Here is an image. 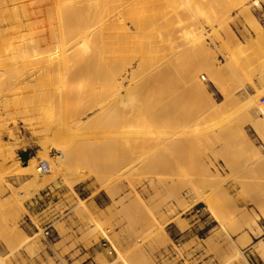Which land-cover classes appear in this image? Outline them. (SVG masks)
<instances>
[{
	"label": "rangeland",
	"instance_id": "374dc122",
	"mask_svg": "<svg viewBox=\"0 0 264 264\" xmlns=\"http://www.w3.org/2000/svg\"><path fill=\"white\" fill-rule=\"evenodd\" d=\"M90 1L89 6L81 9L83 15L88 18V23L101 26L103 14L97 15L100 11L98 8L100 0ZM116 1L119 3L123 0ZM185 1H189V13H186L187 8L182 12L178 8L174 17L175 26L182 30L180 26L184 27L187 24H184L186 19L184 17L186 14L188 16L192 14L191 17L189 16L192 19L186 16L188 18L186 21L188 24L194 23L197 30L202 29L214 61L211 60L208 66L211 72L202 69L197 72L199 77L196 76L207 87L211 99H207L201 91L193 90L196 94L191 93L192 89L188 88L189 83L182 74L185 73L183 71L186 66V64L183 66V63L187 58L190 60L195 55L198 57V54L190 57L192 52L187 45L183 46L187 50L184 48L179 53L181 56L177 57L178 70L172 69L173 71H168L167 74L164 72L167 68H161L160 71L163 69L161 75L166 73L168 76L164 74L161 80L162 76H159L160 81L158 80L154 87L150 85L148 75L144 71L138 72L140 75L143 74L141 76L136 73L139 76L136 75V80H141L142 83L134 81L131 87L137 82L141 87L144 83L150 85L152 87L149 86L150 91L154 89L152 91L155 93L151 91L150 95L148 91L147 103L151 102L152 95L160 97H152L155 102L152 99L153 104L148 103L155 111L150 105L142 108L138 103L127 106L117 103L130 84L129 78L133 69L129 65L128 69L122 70L129 77L124 80L122 89L119 88L121 92L117 89L111 90L113 86L106 85V80L105 83L96 82L97 86L85 90L92 99L95 96L98 101L101 100V103L96 101L100 109L95 106L93 111L86 114L91 116L93 112L100 110L94 123L103 124L99 123L102 126L96 135L88 134L74 139H71L72 137L69 139L65 137L66 135L46 137L35 135L27 126V120H23L27 116L22 118L26 113L18 112L20 95L15 94L0 108V119H2L0 142L5 144L6 155L11 148L15 152L13 158L7 159V164L5 163L7 166L3 164V170L0 168L2 170L0 172V262L2 263L0 264H264V252L258 250L256 245L253 246L260 239L264 242V166L254 169L248 167L255 158L252 152L248 151L246 143L240 142L243 140L239 133L232 130L236 126L240 127L243 122L246 135L264 152V143L251 126L264 114V103H261L264 97V83L262 84L264 67L261 68L264 66L262 61L264 60V41H262L264 40V7L257 6L254 0L247 2L263 29L260 37L248 22V17L240 13V9L234 3L229 4L226 0H212L211 2L215 3L213 5L208 0V4L205 2L203 4L201 0H192L193 3L191 0H173L172 3L182 5ZM195 1L197 3H194ZM74 5L75 2L72 0H63L58 6L61 9H69ZM222 5H226V9ZM170 9L171 7L168 8ZM219 10L222 13L226 12L227 22L238 38L239 48L234 50L237 53L223 49L227 40V30L224 31L225 23L222 25L220 21L217 22L219 18L217 15H223ZM215 11L219 13L216 15ZM138 12L140 17L148 18L158 14L155 9L143 4L139 5ZM198 12L203 17L197 15L196 18L195 14ZM183 13L185 16L182 17ZM210 13L213 18L218 17L216 22L210 17ZM45 22L46 25L56 23L50 18H46ZM126 24L132 28L133 23ZM200 24L204 28H201ZM165 27V22L157 25L153 29L155 35L141 37L134 43H127L125 47H130L132 44L134 48H141L151 42L153 37L161 38ZM179 35L168 39L166 45L184 41L189 36L187 34L185 38L182 32L183 38ZM118 42L114 43L115 47L121 46ZM255 44L257 51H253ZM245 48L250 51H244ZM250 53L258 56L251 57ZM52 58L53 62L58 63L63 59V54L56 50L52 53ZM258 60L262 63L255 64ZM235 62L238 65H235ZM225 65L228 66L227 70L224 69ZM71 70L61 69L58 73L67 75ZM228 70L239 72L234 75ZM208 75L211 77L209 78ZM177 77L185 79L177 80ZM194 78L190 81L193 86ZM211 78L217 82V86H220L215 87ZM258 79L261 82H258ZM162 82L165 83L164 86ZM184 85L187 87L185 88ZM97 89L100 91L95 93ZM136 89L133 88L134 91ZM141 89L136 93L140 92L141 95L144 91V89L140 91ZM102 90L104 93L101 92ZM188 92L191 94L188 95ZM228 93L232 94L231 97ZM105 95H108L106 97L108 101ZM103 99L106 102L102 103ZM77 100L80 101L76 98L70 104L79 106L77 104L80 102ZM156 102L158 104H155ZM207 105L209 108H206ZM207 109H210V112ZM153 118L156 121H153ZM59 122L60 119L57 118L56 124ZM76 124L77 122L70 127ZM128 124H130L129 128H126ZM125 129H128L126 131L130 132L129 135L124 132ZM162 133L164 138L161 136ZM166 134L167 136L172 134L170 139L165 138ZM157 135L165 141L161 138L159 140L162 143L157 142ZM48 138L50 140H47ZM78 139H81V143L77 141ZM42 141L45 144L49 142V145L47 144L51 148L49 155L53 151L52 148L62 152V158L59 159H62V165L66 168L62 174L55 175L53 179L47 176L50 175L48 172L42 175L38 172L41 177L36 179L33 172L25 173L26 170H22L23 166H28L30 160L36 157L37 166L40 160H45L48 163L47 170L50 169L51 162L44 158L46 149L41 144ZM75 143H78L77 147ZM74 146L79 153L74 150L75 148L71 149ZM72 162L75 163L74 167ZM20 168L24 173L19 171ZM76 168L79 176H68L65 173L66 170ZM237 168H240V171H237L239 170ZM67 177L71 178L67 179ZM70 179L74 182L70 183ZM202 197L205 201H201L204 200ZM256 224L261 231L259 233ZM161 226L163 231L160 230ZM111 245L116 248L113 249ZM240 253L243 257L239 255Z\"/></svg>",
	"mask_w": 264,
	"mask_h": 264
},
{
	"label": "bare ground",
	"instance_id": "6f19581e",
	"mask_svg": "<svg viewBox=\"0 0 264 264\" xmlns=\"http://www.w3.org/2000/svg\"><path fill=\"white\" fill-rule=\"evenodd\" d=\"M72 1L75 2V5L72 8L61 9L58 5L60 3H62L63 0H0V108H2L5 104H7L13 98V96H15V94L20 95L21 99L19 101L18 112H21V113L25 112L27 114V115L26 114L22 115V118L24 116L25 117L27 116L28 119L23 118V120H27L26 121L28 124L27 126L30 127L32 133H34L35 135H38V136L42 135L45 137L50 136V135H52V136L53 135H60V136L64 135L65 136L66 135L65 137H67V138L69 137V139H70V137H72L71 139H74V137L77 138L80 136L85 137L88 134H95L96 135L100 131V127L102 126L101 124H103L101 122H99L101 124H99V123L95 124L94 123V121H95L94 119H96L95 117L100 112V110H99V112L98 111H96L95 113L93 112V114L91 116H86V114L93 111L95 109V106L98 109H100L99 108L100 106L98 107L97 105L99 104L98 102L101 103V100L98 101V98L96 99L95 96L92 95L94 97V99H96L95 104H94V99H92V97H90L86 93L85 90H87L88 88L92 89L97 84L96 82L105 83L107 81L106 85H109V87L110 86L116 87V88L112 87V89L110 88L111 90L116 91V89H117L119 92L120 91L119 88L122 89L124 80L128 79V77H129L128 75H125L122 72V70L126 69L128 65L131 66V69H133L131 76L129 78L130 84L128 87L125 88V93L123 95L121 94L122 98L120 99V97H119L120 102H117V103H122V105L124 104L126 106L127 105H136L138 103L142 108L147 107V105H150L148 103H152L153 101L155 102L154 98H160V97H156L155 95L154 96L152 95L151 99H150L151 102L148 101V103H147L146 97H147L148 91L150 92V95H151V91L154 90V89H151V91H150V87L151 86L154 87V84L158 83L161 79H163L164 74H166V73L168 74V71H173L172 69H177L176 68L177 63L179 62V61H177L178 60L177 57H178L179 53L182 50H184L185 47H183V46H187V45H188L187 47L192 52L190 57H192L194 54H198V57L195 55L190 60H188V58H187V61H185L184 63L182 62L183 66L186 64L185 70L183 71L185 73H182V74H184V76H186V79L189 83L188 88L192 89V90H190V91H192L191 93L196 94L195 91L193 92V90H196V92L201 91V92H203L202 94H204V96L207 99L212 98L209 96L210 94H208L207 87L205 86L204 83H202L203 81L201 82V80H198L199 78L197 79V76H198L197 72H200V70H202V69H206L208 71L209 70L208 66H209L210 61L211 60L214 61V60L212 58V53L209 51L208 44L206 43V40L203 36L202 29L197 30L198 28H196V25L194 23L188 24V22L186 21L188 19L187 17L190 16V15L188 16V14H186V13H189L188 10H190L189 9V1L188 2L185 1L182 5H173V3H172L173 0H123L119 3H117L118 1H116V0H100L98 3V8L100 9V11L97 13V15L103 14L104 19L102 21L101 26L96 25L95 23L94 24L88 23V21H89L88 18L85 15H83L84 12H82L81 9L89 6L91 3L90 0H72ZM211 1L212 0H210V1L208 0V2H211ZM226 1H229L228 2L229 4L234 3V5L240 9V13L245 14L248 17V19H249L248 22L250 24H252V26L254 27L253 29H255L254 31L256 32V34L258 36L262 37L261 35L263 34L262 33L263 29L259 26L257 16H255L252 13V9L247 5V2L249 0H226ZM201 2L202 3L205 2L208 4L207 0H201ZM254 2L257 6H263L264 7V0H254ZM192 3H193V1H192ZM194 3H197V2L195 1ZM141 4H143L144 6H146L148 8L155 9L156 12H158V14L154 15V17H152V18L140 17L138 9H139V5H141ZM213 4H215V3H212V5ZM190 6H192V5H190ZM223 6L226 9V5H222V7ZM167 7L168 8L171 7V9L168 10ZM178 8L181 9L180 12H182V10H185L187 8V10H186L187 12L186 13L184 12L187 17L185 16L184 13L182 14V17L185 16L184 19L186 18L184 21V24L185 23H187V24H185L184 27L182 25L180 26V28H182V30L180 29L181 31L179 29H177L178 26H175L176 21L174 19V17H176V15H177ZM225 9H223V10H225ZM192 10H194V9H192ZM219 12L222 13L220 10H219ZM219 12H216V15ZM199 13L200 12L195 14L196 18H198V16L203 17L202 15H199ZM225 13L226 12L224 11L222 13L223 14L222 16H220V14H218L217 16L219 18L216 16L215 17H216V19L218 18L217 22L220 21L219 23H221L222 25L225 23L224 26L226 28H224V31L227 30V37H226L227 40L225 42V45L223 46V49H225L226 51H230L232 53V50L234 51L238 47V41H237L238 38H236L235 33L232 32V30H231V28L227 22V15H225ZM170 15H172V16H170ZM180 16H181V13H180ZM191 16H192V14H191ZM210 17L213 18L214 16L211 14ZM46 18H50V19H52V21L55 20L56 23L51 24V25L50 24L46 25V22H45ZM190 19H192V18H190ZM213 19H215V18H213ZM216 19L214 20L215 22H216ZM173 20H174V22H173ZM163 21L166 23V27L163 30L161 38L153 37L154 39H152L151 42L149 41L145 46H143L141 48H134L132 46V44H130V47L129 46L125 47V45L127 43H129V42L134 43V41H136L137 39H139L141 37H145V36L147 37L149 35L150 36L155 35V33L153 32L154 27L157 25L163 24L164 23ZM196 22H197V19H196ZM126 23H133L132 28H129L128 26H126L127 25ZM177 23H180V22H177ZM222 25H221V27H222ZM200 26H201V28H204L201 24H200ZM218 26H219V24H218ZM252 26H251V28H252ZM221 29H223V28H221ZM178 30H179V32H178ZM181 32L185 38H186L185 35H187V34L189 35L188 39L184 40V41H187L186 43L184 41H177V42L172 43L168 46L166 45L165 42L168 39L174 38V35L175 36H178L179 34L181 35ZM183 32L187 33V34L184 35ZM215 34H218V33H215ZM225 36H226V33H225ZM181 37H182V35H181ZM259 39H261V38H259ZM257 40H258V38H257ZM116 41H119L118 43H121L120 47L114 46V43H116ZM262 41H264V40L262 39ZM254 43H255V41H254ZM251 48H252V46H251ZM254 48L255 49L253 51H255V50L257 51L256 44H255ZM56 50H59L60 53L63 54V59L58 63L52 61L53 60L52 53ZM185 50H187V49L185 48ZM246 50L250 51L249 49L245 48L244 51H246ZM234 52L237 53V51H234ZM255 53H257V52H255ZM243 54H244V52H243ZM250 54H252V53H250ZM250 54H248V55H250ZM253 54L251 57H253V56L257 57L258 56L257 54H256L257 56L253 55ZM232 55H234V53ZM239 55H241V54L239 53ZM260 55H262V54L260 53ZM179 56H181V55H179ZM187 57H189V56H187ZM194 57L195 58L197 57V59H194ZM237 57H239V56H237ZM259 58H262V57L259 56ZM134 61H135V64H134ZM245 61H246V58H245ZM249 61H253V60H249ZM259 61L260 60H258V62L255 64L262 63V61H264V60H262L261 62H259ZM175 62H176V64H175ZM236 64L237 63L235 62V65ZM227 65H225L226 68H224L226 70L228 67ZM260 65H262V64H260ZM165 67L167 68V70L164 71L166 73H164V74L162 73L163 74V76H162L160 72H162L163 69L161 71H160V69L165 68ZM263 67L264 66H262L261 68H263ZM179 68H181V66ZM61 69H70V70L73 69V70H71L67 75H65V74H59L58 73V71ZM242 69H244V67ZM253 69L254 68H252V70ZM255 69H256V67H255ZM230 70H231V68H230ZM230 70H228V71H230ZM233 70H235V68H233ZM139 71H141V73H142V71H144V73L148 75L150 85L152 84L151 86L146 84V83H144V85L146 84L145 87H144V85H142V87L139 85V82L142 83L141 80L140 81L136 80V78L139 74L138 73ZM213 71H214V69H213ZM213 71H212V73H214ZM219 71L221 72V70H219ZM210 72H207V73L210 74ZM236 72H239V71H236ZM243 72H244V70H243ZM254 72H255V70H254ZM136 73H138V74H136ZM212 73H211V75H212ZM217 73H215V74H217ZM231 73H233L235 75L234 72H231ZM248 73L251 75L250 72H248ZM241 74L244 75L243 73H241ZM245 74H246V71H245ZM249 74H247V75L249 76ZM259 74H262V73H259ZM263 74H262V76H263ZM100 75H102V76H100ZM141 75H143V74H141ZM99 76L102 80L103 79L104 80L101 81V79L98 78ZM103 76H104V78H103ZM159 76L160 77L162 76V78H160V80H159ZM176 76H178V75H176ZM208 76H209V78L211 77L210 75H208ZM193 77H195L194 78L195 79L194 86L191 85V83H190V81ZM203 77L206 78V76H203ZM239 77H240V75H239ZM181 78H183V77H181ZM181 78L177 77V80L181 79ZM255 78H256V76H255ZM262 78L264 80V77H262ZM183 79H185V78H183ZM238 79H240V78H238ZM243 79H245V78H243ZM210 80H212V78ZM134 81L135 82L139 81V82L135 83V85L133 87H131L132 82H134ZM216 81H217V79H216ZM259 81L261 82V80L258 79V82ZM212 83L215 87L220 86V85L217 86L218 85L217 82H215L213 80H212ZM240 83L242 84V82H240ZM240 83L238 84L239 86H240ZM263 83H264V81L262 82V84ZM161 84H163V86H164L165 83L162 82ZM118 86H120V87H118ZM146 86H148V87H146ZM173 86H171V87H173ZM244 86H245V84H244ZM106 87L108 88V86H106ZM184 87H185V85H184ZM133 88H134V90H135V88H137L136 91L138 89L143 88L144 91H146L145 96H144V91L142 92L141 95H139L140 92L137 94L136 91L133 90ZM156 88L158 89L159 87H156ZM143 89H141L140 91H142ZM162 89H164V88H162ZM97 90L95 91V93L96 92L98 93L100 91V90H98V91ZM106 90H108V89H106ZM111 90L109 92H111ZM183 90H184V88H183ZM83 91H85L86 94H84ZM101 92L104 93L103 90ZM153 93H155V92H153ZM191 93L188 92V95ZM89 94H92V92H89ZM156 94H158V93H156ZM199 95H201V93ZM228 95H230V94L228 93ZM231 95H230V97H231ZM102 96H101V98H102ZM107 96L108 95H105V98ZM118 96H120V95L118 94ZM174 96H175V94H174ZM192 96H193V94H192ZM96 97H98L97 94H96ZM152 97H154V98H152ZM230 97H228V99ZM76 98L80 99V101L77 100L78 102H80L79 104H77L79 106H76V104H75V106L70 104V102ZM103 98H104V96H103ZM148 99H149V97H148ZM152 99H153V101H152ZM169 99H167V100H169ZM106 100L108 101V98H106ZM106 100L104 101V99H103L102 103L106 102ZM117 100L118 99H116V101ZM165 100H164V102H165ZM174 100H176V99H174ZM77 101H76V103H78ZM96 101H98L97 104H96ZM156 101H157V99H156ZM210 102L215 103L213 100ZM155 104H158V103L156 102ZM174 104H175V102H174ZM225 104H226V100H225ZM151 106L152 105H150V108L152 109ZM207 106H206V108H209V106L208 107ZM236 106H237V104H236ZM135 108L137 110V106H135ZM155 108L157 109V107H155ZM213 108H215V107H213ZM181 109H182V107H181ZM152 110H154V107ZM189 110H191V109H189ZM207 110H208V112H210L209 111L210 109H207ZM244 110H246V109L244 108ZM241 112H242V110H241ZM153 113H156V112H153ZM243 113H245V112H243ZM127 114H128V112H127ZM239 114H241V113H239ZM55 116H57V118L60 119L59 124H56L57 118H55ZM241 116H244V115H241ZM229 118H231V117L229 116ZM248 118H249V115H248ZM102 119H100V120H102ZM1 120L2 119H0V123H1ZM78 121H80V122H78ZM153 121H156V120L154 119ZM236 121H238V120H236ZM75 122H77L76 126H73L71 128L70 126ZM166 122H167V120H166ZM3 123L4 122H2V125H3ZM24 123H25V121H24ZM157 123H159V122H157ZM182 123H184V122H182ZM241 123H242V125H240V127L236 126L232 130L237 131L239 133V136L243 140L240 142L246 143L245 145H247L246 147H247L248 151H251L252 152L251 154L255 158V160L250 162L248 167L250 169H254V168L260 167L262 165L264 166V152L254 143V141L250 140L248 135H246L244 128H243V122H241ZM247 123H248V121H247ZM129 125L130 124H128L126 128H129ZM251 126L254 129V131L256 132V135L258 136V138L264 143V114L261 116V119H259V121L252 123ZM4 129H5V127H4ZM2 130H3V127H2ZM126 130H128V129H125L124 132H127V135H129L130 132H128ZM167 133L169 134L170 132H167ZM172 133H173V131H172ZM171 135L172 134H170V136ZM161 136H163V133ZM170 136L169 135L167 136V134H166L165 138L169 137L168 139H170ZM156 138H157V142L160 141V143H162L161 140H159L162 137L160 138L157 135ZM163 138H164V136H163ZM41 139H39V140L41 141ZM47 140H50V139L48 138ZM80 140L78 139L77 141H79L81 143ZM86 140H87V138H86ZM86 140H84V142H86ZM43 141L41 144L46 149L45 153H44V155L46 157H44V158L48 159L51 162V165L49 167L50 169L45 171V170H43V168H39V166H37V164H36V160H37V157H36V159L32 158L30 160V163L28 166L27 165L23 166L24 169H22V170L23 171L26 170L25 173H28V172L32 173L33 172L36 179L41 177L40 174L42 175V173L48 172L50 175H47V176H51L53 179V177L55 175H58L60 173L62 174L63 170H65L64 168H66V167H63V165H62V159H61L62 158L61 157L62 152L52 148L53 151L49 155L48 153L51 151V148L49 146H47V144L49 145V142L47 141L48 143L45 144V142H43ZM67 143H68V140H67ZM70 144H71V142H70ZM76 144L78 145V143H75V145ZM77 145H76V147H77ZM76 147L74 146L71 149L73 150V148H75L74 150L77 151ZM5 149H6L5 144L1 141L0 142V156L2 158V161H1L2 163L0 162V168L2 170H3L2 166H4L3 164H5L7 162V159H9L10 157L13 158V154L15 153L13 151V149L11 148V151L9 152V154L6 155ZM68 149H70V148L68 147ZM71 149H70V151H71ZM65 151H67V150H65ZM72 152L74 153V151H72ZM77 153H79V152L77 151ZM72 156H73V154H72ZM59 157H61V158L59 159ZM52 159H54V160H52ZM53 161H55V162H53ZM74 165H75V163H73V167H74ZM16 166H14V167H16ZM5 167H4V169H5ZM68 169H69V167H68ZM237 169H239L237 171H240V168H237ZM2 170H0V172ZM19 171L21 173L23 172V171H21V168L19 169ZM38 172H41V173L38 174ZM82 172H83V168H82ZM65 173L68 176L69 175L70 176H76V175L79 176L77 168L75 170H66ZM83 174H85V171ZM44 175H46V174H43V176ZM86 176L88 177L89 175L87 174ZM68 178H71V177H67V179ZM76 178H78V177H76ZM64 180H66V178H64ZM70 180H71V182L69 181L70 183L74 182L72 179H70ZM76 180H78V179H76ZM67 182H68V180H67ZM79 182L80 181H77V183H79ZM54 184H56V183H54ZM71 186L75 187V185H71ZM3 187L1 188L2 192L4 191ZM202 198L204 199V197H202ZM201 201H205V199L201 200ZM211 211L212 210L210 209V212ZM257 225L258 224H256L255 226H257ZM160 230L163 231L162 226H161ZM257 230H258L257 233L261 232L259 229V226H257ZM106 236L109 238L108 235H106ZM23 237H24V235H23ZM34 237L35 236H33V238ZM23 240L25 241L26 239L24 238ZM32 241H33V239H32ZM30 242H31V239H30ZM255 245L257 246L258 250L264 252V242L262 239L255 242L253 244V246H255ZM114 248H116V247L114 246ZM241 253L239 254L240 256H242ZM0 263H2V262H0Z\"/></svg>",
	"mask_w": 264,
	"mask_h": 264
},
{
	"label": "built area",
	"instance_id": "2783aa9c",
	"mask_svg": "<svg viewBox=\"0 0 264 264\" xmlns=\"http://www.w3.org/2000/svg\"><path fill=\"white\" fill-rule=\"evenodd\" d=\"M261 103H264V97H262L261 99ZM39 168H43V170H47L48 169V163L45 160H40V164H39ZM42 172V171H41ZM40 172V173H41ZM112 246V245H111ZM112 248L114 249V247L112 246Z\"/></svg>",
	"mask_w": 264,
	"mask_h": 264
}]
</instances>
